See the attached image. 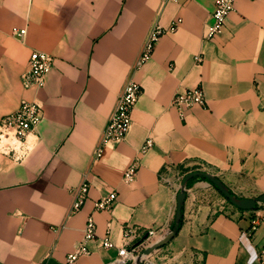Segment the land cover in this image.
<instances>
[{
    "label": "crops",
    "instance_id": "crops-1",
    "mask_svg": "<svg viewBox=\"0 0 264 264\" xmlns=\"http://www.w3.org/2000/svg\"><path fill=\"white\" fill-rule=\"evenodd\" d=\"M235 7L206 39L215 0H0V121L23 99L44 107L29 155L14 161L0 153V264H110L127 227L163 235L173 228L175 192L161 176L174 180L177 170L210 171L240 196L264 193V0H236ZM177 17L180 28L162 35L135 69L151 26ZM23 28V36L14 33ZM34 49L55 58L39 93L21 80ZM131 76L143 87L132 128L93 162ZM197 86L207 104L182 116L174 95ZM149 137L154 144L127 184L124 172ZM88 170L89 197L70 213L72 189ZM112 191L113 209L96 211L95 200ZM90 214L98 235L92 252L68 262ZM109 221L116 246L105 248L99 237ZM263 253L264 201L240 208L197 177L177 235L142 264H261Z\"/></svg>",
    "mask_w": 264,
    "mask_h": 264
},
{
    "label": "built area",
    "instance_id": "built-area-1",
    "mask_svg": "<svg viewBox=\"0 0 264 264\" xmlns=\"http://www.w3.org/2000/svg\"><path fill=\"white\" fill-rule=\"evenodd\" d=\"M236 0H215V9L212 13L213 22L208 26L205 34L206 39L214 38L220 33L225 25L226 19L231 12L235 10ZM183 23L182 17H177L169 26H163L159 22L154 23L143 44L142 51L135 63V69L142 66L153 55L156 45L162 35L177 31ZM26 28L15 29L14 33L24 35ZM197 61H202L203 56L198 55ZM55 62V58L49 52L34 49L31 53L28 67L21 75L22 84L26 89H33L39 93L46 85V80ZM143 93L142 85L131 76L124 84L120 92L115 107L110 118L102 131L101 137L92 157L96 162L105 153L108 147H113L124 141L133 124V112ZM207 95L202 86H197L186 91H179L174 95L173 105L185 115L188 108L196 105L206 106ZM44 118L43 104L36 99H23L20 106L4 115L0 121V153L6 155L14 161L25 159L32 151L33 146L30 139L35 135L36 130ZM154 140L149 137L140 147L135 159L128 165L124 172L123 180L127 184H132L136 180L139 168L141 166L142 156L153 146ZM186 173L180 170L176 171L175 179L170 180L163 174L161 180L169 183L175 192V201L177 194L181 189V184ZM90 170L84 173L83 180L72 189L73 202L70 213L80 211L89 197L91 188ZM117 191H112L107 196H102L95 200L96 211L109 212L113 209L117 200ZM111 224L108 222L106 234L99 237L103 247L111 248L116 246L111 239ZM165 235V234H164ZM159 229H146L141 231L137 227H127L124 232L123 244L119 246L117 257L110 264H131L143 250L164 236ZM98 238L97 223L93 214L87 218L84 227V237L75 244L74 250L68 255V262L77 260L82 255L91 254L89 242ZM261 264H264V253Z\"/></svg>",
    "mask_w": 264,
    "mask_h": 264
},
{
    "label": "water",
    "instance_id": "water-1",
    "mask_svg": "<svg viewBox=\"0 0 264 264\" xmlns=\"http://www.w3.org/2000/svg\"><path fill=\"white\" fill-rule=\"evenodd\" d=\"M194 177H204L211 181L233 204L240 208L254 209L258 203L264 201V193L261 194L259 197L254 198L244 197L236 194L220 177L210 171L202 169L189 171L185 174L181 184V189L177 194L176 217L173 228L168 231L164 236H162L159 240L154 242L152 245L146 247L143 252L140 253L135 259V261H133L131 264H142L144 256L150 254L152 251L159 248L160 246L168 243L177 235L181 225V219L183 217V207L187 196V190L189 189V182Z\"/></svg>",
    "mask_w": 264,
    "mask_h": 264
},
{
    "label": "trees",
    "instance_id": "trees-1",
    "mask_svg": "<svg viewBox=\"0 0 264 264\" xmlns=\"http://www.w3.org/2000/svg\"><path fill=\"white\" fill-rule=\"evenodd\" d=\"M186 171V173L187 172H189V170H185ZM194 178H197V177H194ZM193 178V179H194ZM204 178V177H203ZM193 179H191L190 180V182H189V185L192 183V181H193ZM206 179V178H205ZM215 187L219 190V188L215 185ZM220 191V190H219ZM221 192V191H220ZM222 193V192H221ZM223 194V193H222ZM223 196L229 201V202H231L224 194H223ZM232 203V202H231ZM182 223H183V217H182V219H181V225H182ZM181 225H180V227H181ZM180 229V228H179Z\"/></svg>",
    "mask_w": 264,
    "mask_h": 264
},
{
    "label": "rangeland",
    "instance_id": "rangeland-1",
    "mask_svg": "<svg viewBox=\"0 0 264 264\" xmlns=\"http://www.w3.org/2000/svg\"><path fill=\"white\" fill-rule=\"evenodd\" d=\"M149 259V258H148ZM149 261V260H148ZM147 263V262H146ZM148 264V263H147Z\"/></svg>",
    "mask_w": 264,
    "mask_h": 264
}]
</instances>
